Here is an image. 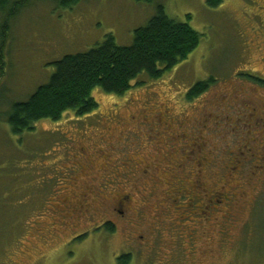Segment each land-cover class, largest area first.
Wrapping results in <instances>:
<instances>
[{
    "label": "rangeland",
    "instance_id": "rangeland-1",
    "mask_svg": "<svg viewBox=\"0 0 264 264\" xmlns=\"http://www.w3.org/2000/svg\"><path fill=\"white\" fill-rule=\"evenodd\" d=\"M7 1L0 10V43L7 34L0 79V264H117L126 254L132 264H264V171L257 159L264 89L248 78L264 80V0H225L217 8L207 0H82L67 10L46 0L19 9L23 0ZM159 6L202 35L186 62L136 87L147 80L139 78L124 96L94 90L99 108L88 116L70 111L59 122H39L32 133L11 134L3 114L48 82L54 62L88 52L109 35L131 46ZM209 78L216 83L189 104L190 90ZM223 95L230 97L220 105L237 111L210 108ZM197 137L206 165L200 178L217 182L226 196L238 187L245 193L230 223L225 209L215 224L193 223L199 203L184 204L183 179L191 193L192 167L188 176L178 167L198 158L190 147ZM242 149L240 160L249 164L233 174ZM120 195L138 207L132 216L141 225L116 218ZM64 200L70 205L61 206ZM81 204L89 212L81 213ZM108 221L117 225L114 234L102 228Z\"/></svg>",
    "mask_w": 264,
    "mask_h": 264
},
{
    "label": "trees",
    "instance_id": "trees-1",
    "mask_svg": "<svg viewBox=\"0 0 264 264\" xmlns=\"http://www.w3.org/2000/svg\"><path fill=\"white\" fill-rule=\"evenodd\" d=\"M32 0H23L16 9L28 5ZM56 5L59 10L76 7L82 0H46ZM152 4L153 0H138ZM225 0H207L211 8H217ZM17 3V2H16ZM9 2L0 0V10L7 9ZM10 13L4 26L14 17ZM6 31L0 43V79L4 77V49ZM202 35L188 23L171 19L162 6L157 14L150 19L145 27L135 31L131 46H120L114 36L109 35L105 41L88 52L66 55L54 62V73L48 82L37 87L26 100L17 101L9 106L3 114L10 132L15 137L32 133L36 125L43 120L59 122L68 112H75L78 118L90 115L99 108L93 91L101 89L108 95L124 96L132 90L133 82L141 77L136 87L145 85L146 81H156L165 74L186 62L199 48ZM251 82L262 84V80L248 76ZM214 78L198 82L187 95L193 101L215 84ZM66 115V116H65ZM108 233L114 234L115 228L110 223L103 227ZM227 237V236H225ZM224 237V238H225ZM130 254L118 258L117 264H132Z\"/></svg>",
    "mask_w": 264,
    "mask_h": 264
},
{
    "label": "flooded vegetation",
    "instance_id": "flooded-vegetation-1",
    "mask_svg": "<svg viewBox=\"0 0 264 264\" xmlns=\"http://www.w3.org/2000/svg\"><path fill=\"white\" fill-rule=\"evenodd\" d=\"M262 81H263L262 84H258V83H255V84L260 86L261 89L263 90L264 89V80H262ZM206 92H204V93H206ZM256 92H258V91L256 90ZM203 94H201L199 97H201ZM261 94H263V95H261ZM261 94H260V97H259L260 98L259 103H260V105L262 107L260 112L262 113L263 117L258 118V119L262 120V124L259 123L258 125L260 127H264V92L261 91ZM229 97L230 96L223 95L220 99L217 100L216 103L214 102L212 107H210V108L211 109H216V111H220V112L221 111H223V112L224 111H229L230 108L235 110V111H237V107H235V106H228L227 107V106H221L220 105V100L222 98L227 99ZM193 101L188 100V103L190 104ZM246 112H248V111L246 110ZM251 114H252V116H255L254 111ZM193 133H199L197 131V127H196V130ZM260 134H262L263 146L261 148V152L260 153L258 152L260 157H257L258 162L260 164H262V170L259 171V173L264 171V129L261 130L259 135ZM183 137L186 138L187 140H189L187 132L183 133ZM195 140H196V144L192 145L190 147H191V152L194 153V154H197L198 158L196 160H191V157H189L188 159L190 161L188 163H186V165H185V163H182L178 167V168H181L180 171L178 172V174H181V172H182V173H186V176L190 175V173H189L190 171L186 170L187 166H190V168L192 167L191 170H192V175L193 176H192V180L188 183V187L191 190L190 191L191 193L187 192V190L185 189V178L183 179L181 176H178L181 179H183V181H184V185L182 186V188H183L182 198L186 199L184 201V204L189 206V205H192V204L199 203L198 219L197 220H193L194 222L193 221H191V222H193V223L198 222L197 224H200V225H203V226L206 225V222L209 223V224H215L218 215L219 214L222 215V209H225V213H224L225 217H224V219L226 220L227 223H230V221L232 220L230 212L232 210H234L235 206L239 202L242 201V199L244 198L245 193L241 192L242 189H239V187H238L239 191L237 189V192L235 194H232L231 196H226L225 194L222 193V190L217 188V185H218L217 182L214 183L211 179L206 181V180L200 178V175L202 173H204V168L206 167V165L205 164L203 165L204 160H203V156L201 154L202 153V149H201L200 144H199V138L197 137ZM242 153H243V149L241 150V153L238 154V157H237V160H238L237 164H238L239 167L236 166V167H234V169L230 170L233 174L234 173L236 174V173L239 172V168L242 166V165L240 166V164H243V165H248L249 164L248 162H242L240 160V156L242 155ZM253 153L254 152L251 149V153L250 154H251L252 158L256 156ZM171 157H173V156H171ZM174 161L178 162V160H174ZM210 165H212V164H210ZM173 194L175 195L176 192H173ZM119 197L121 199L118 201V203H119L118 206H119V208H122V209H119V210L118 209H114L115 210V214H116V218L117 219L118 218L122 219V222L126 223L128 225H131L133 223H135L134 225H138V224L141 225L142 222L135 221L137 219H134V217L132 216V214L134 215V211L138 212V209H137L138 207H136L135 204L132 203V201L130 199V196H128V195H120ZM191 197H193V198H192L191 203H189V200H190ZM83 198H87L88 199V197L86 195H84ZM171 198H174V197L171 196ZM171 198L170 197L167 198V201L170 200ZM68 205H70L69 201L64 200V201L61 202V206H68ZM89 206L90 205L88 204L87 207H89ZM115 207H117V206H114V208ZM85 209H86V206L81 204V209L79 208V211L84 214V213H86V211H88V210L85 211ZM160 212L161 211H159V213ZM207 213L209 214V216L207 215ZM140 216H141V213H140ZM108 223H110L112 226H114L115 231H116L117 225L113 221H108ZM221 228H224L223 225H221ZM222 234L224 235V237L227 236L228 235L227 229L226 230L223 229ZM140 238H143V237H140ZM195 238L197 239V237H195ZM193 239L194 238L191 237L190 240L194 242Z\"/></svg>",
    "mask_w": 264,
    "mask_h": 264
}]
</instances>
